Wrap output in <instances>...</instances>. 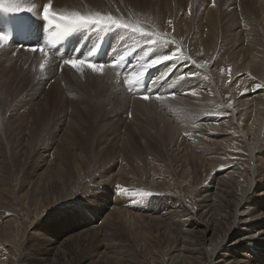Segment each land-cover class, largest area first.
Returning <instances> with one entry per match:
<instances>
[{
	"label": "bare ground",
	"instance_id": "obj_1",
	"mask_svg": "<svg viewBox=\"0 0 264 264\" xmlns=\"http://www.w3.org/2000/svg\"><path fill=\"white\" fill-rule=\"evenodd\" d=\"M255 1L261 2L264 0ZM3 2L6 5H19L21 9L32 8V11H29V16L34 20L32 34L34 39L38 40L41 31L42 8L49 0H3ZM212 4L213 0H51L52 11L57 13L77 11L82 14L90 12L112 14L117 18L123 17L131 22H139L138 26L144 27L146 31L154 29L172 33L174 43L179 45L182 54L190 55L196 61V64L187 61L178 63L167 61L147 69V65L152 59H155L157 55L169 54V50L159 45H148L144 40L138 41L136 39L138 34L133 35L127 30H105L95 26L81 27V29L83 32L90 30L94 36H101L110 31L107 48L98 58L89 59L85 50L80 51L77 55L69 52L60 56L56 51L45 49L47 53L45 55L43 52L30 51L32 45H24L16 41L0 46L1 53L12 50L23 55V57L35 58V56L41 54L45 55L46 60L54 63L60 70L68 71L72 69L70 66L63 64V60L70 58H88V62L104 64L103 71L116 72V76H113L118 80L121 88L118 85L120 89L115 90L113 87L112 91L113 84L110 86L109 78H102V81L97 78L96 82L93 80L94 77H87L90 78V83L95 81L101 87H98L97 90L98 101H100V97L113 100L122 98L121 100L126 103L124 105L120 100V105L123 106L116 113L122 116L117 124L106 126L105 129L102 127L94 129L97 130L98 134L102 128V133L100 132L101 134L95 138L96 141L93 143L95 145L90 144V147L93 145L91 147L93 153L98 156L103 153L110 155L106 164L102 167L100 165L102 171L100 169L98 170L99 173L94 172L98 166L92 171L95 167L92 163L95 162L91 161L92 163H90V159H88L89 166H84L86 169L83 170L81 166H83L82 162L84 163V150L87 149L84 146L83 148L79 145H77L79 147L74 146L70 141L72 138H68L66 134L73 122H76L77 115L75 112L77 109L75 110L70 105V102L74 101L68 99L70 96L67 94L71 92L63 91L68 92L66 95L69 97L66 98L63 93V95L61 94L63 87L60 84L59 86L55 84L51 78L53 84L49 86V89L45 87L47 90L45 88L43 90L39 89L41 90L39 93L44 98L49 96L51 99H55L53 98L55 94L56 98H59L62 107L64 106V110L62 108L63 112L60 111L62 112L60 134L56 135L57 137L51 145L47 144L49 146L40 149L39 159L37 158L34 162L32 158L34 162L31 174L33 181L28 184L20 183L19 190L15 181L16 175H14L17 171L14 169V171L2 172L6 170L2 169V161L0 162V208L2 207V195L11 188L10 186L8 189L5 185L6 175H8V178L9 176L12 178L13 188L17 190L15 192L19 194V191H23L27 197L30 191L35 192L40 183L44 180L46 182V179L54 175L55 171L64 168L61 165L63 162L66 169L64 168L63 173L55 175L56 184L66 188L68 195L71 196L78 190H85L89 193L88 200L86 199L85 202L81 203V206L88 210L89 215L86 218H81L82 220L79 219L78 224H75L72 228L88 231L92 229L98 235L105 237L111 227L121 226L129 232L130 239L137 243L138 247L140 245L147 247L149 253L152 254L146 264H205L203 260L207 251L208 260H204V262L207 261L206 264H264V253H262L264 249L259 250L257 248L264 247V244H262L264 242V220L248 221L261 215L264 210V199L262 198L256 202L255 200H253L254 202H245L250 200L249 194L256 187H259L261 195H264V188L262 187L264 186V11L262 10L264 6L258 4V2L252 3L250 0L246 3L243 0H215V7ZM260 5L262 8L259 7ZM189 8H191V14H189ZM170 19L173 21L174 33L172 27L167 24ZM164 39H168V37L165 36ZM173 50L176 49L173 48ZM121 57H123L122 61L120 60ZM27 58L23 60L24 63L22 61L23 64H26ZM19 59L21 60V58ZM118 61L119 63H117ZM30 64L32 65V63ZM201 64L203 67H199ZM31 65H28V67H31ZM29 69L31 68L27 70ZM27 70L23 71L26 73ZM4 71V68L0 69V94L2 96L6 95L7 92H9V95L14 96L15 94H12V91L18 94L17 92L29 82V80L27 81V75H23V71H21L23 74ZM142 71L146 72V75L142 78L139 87L130 89L125 83L126 76L131 75L132 72L139 73ZM83 73L86 74L87 71ZM75 74H78V72ZM75 74L72 75L75 76ZM84 74L81 75L84 76ZM68 75L63 76L68 77ZM35 78L33 79L35 80ZM23 79H26L27 82L25 83ZM71 79H73V76ZM71 79L68 77V80H64L70 81ZM110 79L114 80V78ZM67 84L65 85L68 86ZM69 85L72 84L69 82ZM257 85H261V87H257ZM85 86V84L77 83V87L80 89ZM70 89L68 88L69 91ZM80 91L85 92L84 89ZM102 91H104V94ZM193 91L195 95L192 94ZM142 95H149V99H142ZM157 95L162 98L157 99ZM20 101L18 103L17 99V104L15 103L16 105L13 106H18L20 112L22 110V114H20L22 120L17 119V117L19 118L17 114L14 116L15 121L17 119V121L21 120L20 122H13V117H9L11 121L7 120L8 117L6 119L0 118L1 154L6 150L9 155L22 157L26 151L25 149L32 142V138H29L31 142L27 145L29 139H26L27 136L24 137L23 133L31 136L29 133L36 131L35 126L38 122L40 123V121H37L39 113H37V116L35 115L37 119L33 120L34 113L31 114L30 105L25 104V101L23 103ZM83 103L85 104V102ZM108 103L110 105V102ZM229 103L232 105L231 108L228 107ZM182 109L184 112H182ZM14 111L18 113L17 110ZM33 111L35 112V109ZM1 113L5 115L0 111V115ZM77 124L75 125L77 126ZM37 132L33 135H37ZM40 134H42V131ZM33 135L32 137L35 139L36 136ZM54 135H51V137ZM154 136L164 138V140H162L163 138L159 140L162 141L161 147L158 143L156 145L159 150L156 147L153 148L156 144L152 142ZM135 138L144 145V147L140 145L142 148H145V146L148 148L146 155L139 158L135 156L128 157L130 154L127 152V148L131 140L135 142ZM61 139L64 140L63 146L59 144ZM41 140L43 141V139ZM32 144L30 147L33 148ZM2 149H4L3 153L1 152ZM33 149L35 150V148ZM33 151L31 152L33 153ZM164 158L165 160H163ZM13 159L15 158L13 157ZM2 164L4 163L2 162ZM197 170H200L202 175L206 174L205 178L202 177L203 182L210 175L206 185L200 183V186L197 187L194 183L195 179L191 180L193 172ZM67 173L69 175L68 182ZM237 181L241 183L237 184ZM232 187L238 189L240 198L232 205L233 207L228 215L230 217H227L225 213L227 212L226 208L230 206V201L223 200L224 203L221 206L215 204L213 199L219 198L221 192L228 193V196L229 193L231 195L229 190ZM196 189H200L197 199ZM142 192L153 193L146 196L147 200H149V197H155V200L163 205L164 212L156 214L153 205L138 200L137 197ZM17 194L15 195L16 200ZM65 194L67 193L65 192ZM65 194L64 196L67 197ZM61 197L63 196L61 195ZM66 197L64 201H58V197V200L54 197L51 202L44 203L45 206L41 204V200H36L31 208L27 206L25 208L18 207V214L10 212L13 213L11 216L8 215L10 213L6 214L5 209L2 210L3 207L0 209V264H14L17 259V246H21L19 240L24 235V237H35L45 240L48 244H53L52 242L55 239L49 237L52 233L47 232L41 224L36 225V215H40L41 212V215H43V211L47 208L46 205L66 202ZM195 199L199 203H196ZM27 201L25 199V202ZM88 205L91 207L89 208ZM48 208L50 209V207ZM200 215L202 220H200ZM216 216L218 218H215ZM18 217L20 220H18ZM191 217L192 220L189 222L188 220ZM238 223L244 224L246 228H253L257 235L251 236L247 232L249 235L246 238L242 237L243 233H241V237L236 241L237 230L235 229L238 227L236 226ZM185 226H192V230L194 229L197 233L199 247L188 251L187 263L176 261L178 259L164 262L161 258L163 248L155 250L157 239L160 238L157 234L160 232L165 236L164 241H167L165 245L167 250L170 244L176 242L174 240L176 239L175 235H171V231L174 232L173 234L180 233ZM152 228H155L156 232L157 230L160 231L153 233ZM162 234L161 236H163ZM162 239L164 238L162 237ZM232 241L234 242L232 243ZM116 243L120 246L118 240ZM254 243L262 245L254 247ZM114 246L115 243L105 241L101 246L100 257H107L108 259L110 253H113L112 248ZM141 249L145 248L141 247ZM8 250L10 252L6 255L5 253ZM252 251H254L253 254ZM45 254H37L31 262L26 264H47L50 258L47 255L44 256Z\"/></svg>",
	"mask_w": 264,
	"mask_h": 264
},
{
	"label": "rangeland",
	"instance_id": "obj_2",
	"mask_svg": "<svg viewBox=\"0 0 264 264\" xmlns=\"http://www.w3.org/2000/svg\"><path fill=\"white\" fill-rule=\"evenodd\" d=\"M192 1V0H191ZM245 3L246 2H248L249 0H243ZM250 2H252V3H254V2H258V4H261L262 6H264V1H261V2H259V1H255V0H250ZM259 6L260 8H262V6ZM260 8H258V9H260ZM262 10L264 11V8H262ZM12 53V54H11ZM7 54V55H6ZM11 56H10V55ZM19 53H17V52H14V51H12V50H6V51H4V52H0V55H1V57H0V69L2 70V68H4L5 69V71L6 72H13V73H22L23 74V72L25 71V70H27L28 68H31V69H29L30 71H31V73H30V71L29 70H27L26 71V73L24 72V74L23 75H27V81L29 80V82L28 83H30V84H28V83H26L27 81H26V79L24 80L25 81V85L27 86H25V87H23L20 91H22L21 93H19L20 91H18L17 93L18 94H16L15 92H13L12 91V94L14 93L16 96H19V97H16L15 95L13 96V95H9V92H7L6 93V95H4V96H2V94H0V111L1 112H3V113H5V115L4 114H2L1 113V115H0V118H7V120L8 121H11V118L13 117V119H14V121H13V119H12V121L13 122H20L23 118L20 116V114H22L21 112H22V110H21V112H20V109L19 108H17L18 106H16V107H13V106H15L16 104H17V99H18V103H19V101L22 99L23 101H25L24 103L25 104H27L28 103V105H30V108H31V110L33 111L34 109H35V112L33 111H31V114L32 113H34V116H33V120H35V119H37V121H40V123L38 122L37 123V125L39 126H35V129H37L36 131H32L33 129H34V127H33V129L31 130L32 132L31 133H29V135L31 134V136H28V134L27 135H25L24 133H23V135H24V137L25 136H27L26 137V139H31L32 138V142H31V140L29 139V141H28V144L27 145H29L30 144V142H31V144H32V146H34L33 148H35V150L32 148V147H30V145L29 146H27V148L25 149L26 151L24 152V154H23V156L22 157H18V156H15V155H9V154H7V152H6V150H5V152L3 153V151H4V149H2V153L3 154H1L0 153V156L3 158H1L0 157V162L2 161L4 164H2V162H1V165L3 166L2 167V169L4 168L6 171H2V172H10V171H14V169H15V171H17V173L16 174H14V175H16V184H18V190H19V186H20V183H23V184H28V183H31L32 181H33V176L31 175L32 174V170H33V165H34V162H35V160H37V158L39 159V157H40V155H41V153H40V149H43V147H46V146H49V145H51L52 143H53V140L58 136V134H60V128H61V125H62V123H60L61 121H60V119H61V114H62V112H63V110H64V106L62 107V105H61V103L59 102V98L57 97L56 98V95L54 94V97L53 98H55V99H51V97H49V96H45V98L46 97H49V98H46V99H48V100H46L45 98H44V96L43 95H41V93H39L41 90H43L45 87H47L48 89H49V86L51 85V84H53L52 83V79H53V82L55 83V84H57L58 86H59V84H60V86H62L63 88H65V89H63L62 87H60V88H62L61 89V94L63 93L64 94V96L66 97V98H68L69 96H70V98H68V99H70V100H72V101H74V102H70V105L76 110V115H77V117L75 118V120H76V122H73V125H71L70 127L72 128H70L69 129V131L66 133L67 134V136H68V138H72V140H70L71 142H72V144L74 145V146H76V147H81V148H83V146H84V148L85 149H87V150H84V156H83V160H84V163L82 162V164H83V166H81V168H83V170H85L86 168V166L88 167L89 166V160L88 159H90V163H92V162H95V163H92V165L94 166L95 165V167L92 169V171H94L95 170V168H96V166H98L96 169L97 170H95L94 172H97V173H99L98 172V170H100L101 169V171H102V166H104V164H106V162H107V160L109 159V157H110V155L109 154H107V153H103L102 155H100V156H98V155H95L94 153H93V149L91 148L93 145H95V144H93L96 140H95V138L97 137V135H99V134H101L102 133V128L103 129H105L106 128V126L108 127V126H110V125H115V124H117L119 121H120V118H121V116L122 115H120L119 113H116V112H119L120 110V108L123 106L122 104H126L125 102H124V100H121L122 98H118V99H116V100H113V99H108V98H105V97H103V98H101L100 97V101H98V97H97V90H98V87H100L99 85H97L96 83H95V81L97 80V78H99L101 81H102V78H109V82H110V86H111V84H113L112 85V87H111V90L113 91V89L115 88V90L116 89H120L121 88V86H120V84L118 83V80L117 79H115V76H116V72H112V71H110L109 72V70H102V72H99V73H93L90 69H88V68H85L84 69V71H85V73H86V71H87V75L86 74H84V76H82L81 75V73L79 74V72H78V74H75V73H77V72H75L74 71V69L72 68L71 70H72V72H71V70H60V68H57L55 65H54V63H52V62H48L47 60H46V58H45V55H38V56H35V58L34 57H30V56H27V57H23V55H18ZM4 55V56H3ZM17 55V56H16ZM8 56V57H7ZM13 57V58H12ZM6 58V59H5ZM16 58V59H15ZM19 58H21V60L19 59ZM27 58V60L25 61V63L26 64H23L24 63V59H26ZM33 59V60H32ZM9 60V61H8ZM15 60V62L13 63V61ZM19 60V61H18ZM22 61H23V63H22ZM29 61H31V62H29ZM5 64H4V63ZM11 62V63H10ZM17 63H20V64H17ZM30 63H32V65L30 64ZM44 64V68L43 69H41V67H40V65L41 64ZM34 64H35V66H34ZM13 65V66H12ZM21 65V66H20ZM22 65L24 66L23 68H25V67H28V65H31V67L29 66L27 69L25 68V69H23L22 68ZM26 65V66H25ZM34 66V68H32ZM48 68H47V67ZM17 67V68H16ZM19 67H21V68H19ZM13 68V69H12ZM15 68V69H14ZM19 68V69H18ZM55 68V69H54ZM17 69V71H15ZM21 69V70H20ZM35 69V70H34ZM46 69V70H45ZM24 70V71H23ZM37 70V71H36ZM49 72H48V71ZM58 70H60V71H58ZM4 71V72H5ZM21 71H23V72H21ZM53 71H55V72H53ZM65 71H66V73H65ZM83 71V72H84ZM34 72V73H33ZM43 72V73H42ZM47 72V73H46ZM92 72V73H91ZM109 72V73H108ZM50 73H52V74H49ZM63 73H65L66 75L67 74H69L68 75V77H69V79H71L72 78V76H73V79H71L70 81H66V80H68V77H64L63 75H65V74H63ZM92 75H91V74ZM36 74V75H35ZM40 74H43V75H40ZM55 74H56V76H55ZM72 74H75V76L74 75H72ZM89 74V75H88ZM96 74V75H95ZM108 74H109V76H111V77H109L108 76ZM110 74H112V75H110ZM30 75V76H29ZM79 75H81V76H79ZM106 75H107V77H106ZM113 75H115V76H113ZM16 76V75H15ZM36 78H35V77ZM40 76V77H39ZM49 76V77H48ZM53 76V77H52ZM90 76V78L92 77H94V79L93 80H95V81H93L92 83H90V78H87V77H89ZM105 76V77H104ZM113 76V77H112ZM31 78V79H29V78ZM42 77H45V78H42ZM62 77L64 78V79H66V80H62ZM71 77V78H70ZM75 77H77V78H75ZM33 78H35V80L33 79ZM38 78H40V79H38ZM52 78V79H51ZM57 78H58V80H57ZM84 78V79H83ZM110 78H114V80L113 79H110ZM55 79V80H54ZM59 79H61V80H59ZM43 80V81H42ZM50 80V81H49ZM75 81V82H72V81ZM111 80H113L112 82H111ZM33 81V82H32ZM60 81H62V82H60ZM50 82V83H49ZM60 82V83H59ZM68 84H67V83ZM69 82H70V84H72V85H69ZM97 82V81H96ZM34 83H35V85H34ZM39 83V84H38ZM47 83V84H46ZM63 85H62V84ZM77 83H80V84H85L86 86L84 87V88H82V89H84L85 90V92H81L80 90H82V89H80L79 87H77ZM90 83V84H89ZM33 84V85H32ZM65 84H67L68 86H66ZM116 87H115V86ZM120 86V88H119V86ZM30 86H31V88H30ZM35 86H37V87H35ZM41 86H42V88H41ZM65 86V87H64ZM72 86V87H71ZM118 86V87H117ZM114 87V88H113ZM47 88H45V90H47ZM68 88L70 89V91L68 90ZM101 88V87H100ZM39 89H41V90H39ZM100 90V89H99ZM103 90V89H102ZM114 90V91H115ZM63 91H68V92H71L70 94L68 93V92H66V93H68L67 95H69V96H67L66 95V93L65 92H63ZM47 92V91H46ZM102 93L104 94V91H102ZM21 94V95H20ZM25 94V95H24ZM62 94V95H63ZM41 95V96H40ZM40 96V97H39ZM4 97V98H3ZM97 97V98H96ZM9 98V99H8ZM11 98V99H10ZM13 99V100H12ZM16 101H15V100ZM39 99V100H38ZM97 99V100H96ZM10 100V101H9ZM33 100H34V102H33ZM36 100V101H35ZM43 100V101H42ZM110 102V105H109V103L107 102ZM111 100V101H110ZM120 100H121V102H122V104L120 105ZM14 101V102H13ZM23 101H20V102H22L23 103ZM28 101V102H27ZM31 102V104H29L30 102ZM39 101V102H38ZM55 101V102H54ZM57 101V102H56ZM87 101V102H86ZM8 102V103H7ZM9 102H11V103H9ZM83 102H85V104L83 103ZM102 104H101V103ZM104 102V103H103ZM16 103V104H15ZM45 103V104H44ZM106 103H108V104H106ZM119 103V104H118ZM7 104V105H6ZM9 104V105H8ZM39 104V105H38ZM41 104H43V105H41ZM82 104V105H81ZM92 104H94V105H92ZM97 104V105H96ZM98 104H99V106H98ZM106 104V105H105ZM117 104V105H116ZM10 105H11V108H10ZM31 105H32V107H31ZM89 105V106H88ZM109 105V106H108ZM120 105V106H119ZM175 105H177V104H175ZM38 106V107H37ZM75 106V107H74ZM84 106V107H83ZM95 108H94V107ZM98 106V107H97ZM106 106H108V107H106ZM119 106V107H118ZM35 107V108H34ZM80 107V108H79ZM85 107H87L88 108V110H90V111H88L87 110V108L85 109ZM93 107V108H92ZM117 107V108H116ZM12 110V112L10 113V109ZM12 108H14V109H12ZM17 108V109H16ZM34 108V109H33ZM56 108V109H55ZM62 108H63V110H62ZM82 108V109H81ZM89 108H91V109H89ZM99 108V109H98ZM104 108V109H103ZM9 109V110H8ZM55 109V110H54ZM111 109V110H110ZM8 110V111H7ZM14 110H17L18 111V113L16 112V111H14ZM38 110H39V112H38ZM62 110V112H60ZM81 110V111H80ZM101 110V111H100ZM180 110V109H179ZM5 111V112H4ZM52 111V112H51ZM55 113H54V112ZM58 111V112H57ZM82 111H83V113H82ZM92 111H94V112H92ZM10 113V115H9V113ZM14 112V113H13ZM16 112V113H15ZM77 112H79V113H77ZM90 112H92V113H90ZM182 112H184V110L182 109ZM37 113H39L38 114V116H37ZM60 113V114H59ZM101 113V114H100ZM116 113V114H115ZM14 114V115H13ZM15 114H17L18 116H19V118L17 117V119H21L20 121H17V119H16V121H15V118H14V116H15ZM118 114H119V116H118ZM4 115V116H3ZM8 115V116H7ZM12 115V116H11ZM35 115L37 116V118H35ZM116 116V117H115ZM118 116V117H117ZM9 117H11L10 119H9ZM21 117V118H20ZM113 117H115L114 119H112ZM47 119H49V120H47ZM80 119V120H79ZM83 119V120H82ZM106 119V120H105ZM78 120V121H77ZM101 120V121H100ZM80 121H83V122H80ZM99 121V122H98ZM118 121V122H117ZM48 122V123H47ZM79 122H80V125H79ZM96 122V123H95ZM60 123V124H59ZM78 123V124H77ZM90 123V124H89ZM106 123V124H105ZM46 124V125H45ZM75 124H77V126L75 125ZM55 125V126H54ZM60 125V126H59ZM75 125V126H74ZM99 125V126H98ZM55 128H54V127ZM56 126H57V128H56ZM38 127V128H37ZM76 127V128H75ZM99 127H102L101 128V130L98 132V134H97V130H94V129H97V128H99ZM45 128V129H44ZM39 129V130H38ZM47 129V130H46ZM58 129V130H57ZM58 132H56V131ZM73 132H72V131ZM75 130V131H74ZM87 130V131H86ZM93 130V131H92ZM38 131V132H37ZM41 131H42V134H40L41 133ZM50 131H51V134H50ZM80 131V132H79ZM35 132H37V135H38V137H37V135H33ZM47 132V133H46ZM49 132V133H48ZM72 132V133H71ZM101 132V133H100ZM53 133V134H52ZM92 133V134H91ZM45 134V135H44ZM47 134V135H46ZM55 134V135H54ZM32 135L33 136H36L35 137V139L32 137ZM50 135V136H49ZM51 135H54V136H52L51 137ZM57 135V136H56ZM95 137H94V136ZM43 136V138H41ZM45 136H47L46 138H45ZM40 137V138H39ZM50 139H49V138ZM36 138H38V139H36ZM52 138V139H51ZM154 138V141H152V142H155L156 144H154V147L153 148H155L156 147V145H157V143H158V145H160V147H161V142L162 141H159V140H161L163 137H158V136H154L153 137ZM159 138V139H158ZM36 141V142H33L34 140ZM41 139H43V141L41 140ZM44 139H46V140H44ZM49 140V142H48V140ZM158 139V140H157ZM40 142H39V141ZM91 140V141H90ZM135 140V142H133L132 140L130 141V145H129V147L127 148V152L130 154L128 157H137V158H139L140 156H144V155H146V153L148 152V148L145 146V148H142V147H144V145L142 144V143H139V141L138 140H136V138L134 139ZM162 140H164V138L162 139ZM42 141V142H41ZM93 141V142H92ZM138 141V142H137ZM134 143V144H133ZM160 143V144H159ZM47 144H49V145H47ZM59 144L60 145H64V140L63 139H61L60 141H59ZM89 144V145H88ZM90 144H93V145H91V147H90ZM39 147H38V146ZM41 145V146H40ZM77 145H79V146H77ZM133 146V147H130V146ZM137 145V146H136ZM142 147H141V146ZM139 148V149H134V148ZM31 148H32V150H31ZM37 148H39V149H37ZM158 150H159V147L157 146L156 147ZM37 149V150H36ZM145 149H147V150H145ZM34 150V151H33ZM134 150V151H133ZM154 150H156V149H154ZM31 151H33V153L31 152ZM36 151V152H35ZM92 151V152H91ZM38 152V153H37ZM31 153V154H30ZM35 153V154H34ZM5 154V155H4ZM28 154V155H27ZM91 154H92V156H91ZM105 154V155H104ZM139 154V155H138ZM5 156V157H4ZM30 156H32V157H30ZM34 156V157H33ZM7 157V158H6ZM13 157L15 158V159H13ZM17 157V158H16ZM24 157V158H23ZM95 157V158H94ZM10 158V159H9ZM21 158V159H20ZM32 158H33V161H32ZM64 158V157H63ZM19 159V160H18ZM96 159H98L97 161H96ZM4 160H5V162H4ZM7 160H9V161H7ZM18 162H17V161ZM100 160V161H99ZM163 160H165V158L163 159ZM10 161H12L11 163H10ZM62 161H65V160H62ZM92 161V162H91ZM17 162V163H16ZM20 162V163H19ZM123 162V161H122ZM175 162V161H174ZM8 163V164H7ZM10 163V164H9ZM22 163V164H21ZM124 163V162H123ZM88 164V165H87ZM99 164V165H98ZM15 165H17V166H15ZM19 165V166H18ZM62 167L64 166V168L66 167L64 164H63V162H62ZM100 165H101V167H100ZM5 166V167H4ZM11 168H10V167ZM85 166V167H84ZM91 166V165H90ZM7 167V168H6ZM16 167V168H15ZM100 167V168H99ZM64 168H61V169H59V170H57V171H55V173H54V175H52V176H50L49 177V179L47 178L46 180V182H41L40 183V185H39V187H38V189L35 191V192H32V191H30L28 194H27V197H26V195L24 194L25 192H23V191H19V194H17L18 192H15V191H17L16 189L14 190V188H13V181H12V178H10V176H9V178H8V175H6L5 176V178H7L5 181H6V183H5V185L8 187V189L10 188V186H11V188L9 189V191H7L4 195H2V199H1V205H2V207H3V209H2V207L0 208V209H2V210H4L5 212H6V214H8V213H10V212H13L14 214H18V207H23V208H25L26 206L27 207H32V204L36 201V200H41V204H43L44 206H45V204L44 203H46L47 204V202L48 201H50L51 202V199L52 198H56L57 199V197H58V201H64L65 199V197L66 196H64V194H65V192L67 193V194H65V195H67V197L68 196H70V197H68V199H67V197H66V202H61V203H56L55 205H53V203H51V204H49L50 206H48V205H46V209H45V211H43V215H41L42 214V212L40 213V215L39 214H37L36 216H37V218L39 219V221H38V219L36 218V225L38 224H41L42 225V227L43 228H45L46 230H47V232H49L50 234L52 233V235H50L49 237H52L53 239H55V241H53L52 243V245H51V243L50 244H48V242H46L45 240H42V239H39V238H35V237H22V235L20 236V239H21V237H22V239L21 240H19V242H20V244H21V246L20 245H18L17 246V252L18 253H16V257H17V259L15 260V262H14V264H26L27 262H31L32 261V258H34L37 254H44V253H46L44 256H48L49 258H50V261L48 262L49 264H134V263H136V264H146L147 263V261H149V257L150 256H152V254H150L149 252V250L147 249V247H143V246H141L140 245V247H138L137 246V243H134V241L132 240V239H130V237H129V232H127V230L126 229H124L123 227H121V226H119V227H116V226H114V228L113 227H111V229H110V231L108 232V233H106V236L105 237H102V236H100V235H98L96 232H94L92 229H89V231L88 230H82V229H74V228H72V226H74L75 224H78V222H79V219L80 220H82L81 218H86V217H88V215H89V213H88V210H85L82 206H81V203H83V202H85V200L87 199V197H88V195H89V193L88 192H86L85 190H78V192H75V193H73L72 194V196L71 195H68V191L66 190V188H62V187H60L59 185H57L56 184V181H55V179H54V177H55V175L56 174H61V173H63V171L66 169H64ZM9 171H8V170ZM58 171H59V173H58ZM196 172V173H195ZM195 172H193V176L191 177V180H194V183H195V186H197V187H199L200 186V183H202L201 185H206L207 184V182L209 181V178H210V175H209V177H208V179L206 180V181H202V179L203 178H205V176H206V174L204 173V175H202V173L200 172V170L198 171H195ZM200 173V174H199ZM139 176V175H138ZM66 177L68 178L67 179V182H68V180H69V175H68V173L66 174ZM203 177V178H202ZM197 178V179H196ZM199 178V179H198ZM9 179H11V180H9ZM201 179V180H200ZM50 180V181H49ZM196 180H198V181H196ZM49 181V182H48ZM197 183V184H196ZM237 184H240L241 182H239V181H237L236 182ZM260 183V182H259ZM258 183V184H259ZM199 185V186H198ZM202 187V186H201ZM263 188H264V186H262ZM13 188V189H12ZM14 190V191H13ZM56 190V191H55ZM202 190V189H201ZM12 191V192H11ZM230 192H231V195H230V193H229V196H228V193H225V192H221L220 193V197L219 198H214L213 200L215 201L214 203L215 204H219V205H221V206H223V203H224V201L223 200H229L230 201V206L228 207V208H226V215H227V217H230V216H228L229 215V213H230V210L232 209V205H234V203L240 198L239 197V195H238V193H239V191H238V189H236V187L234 188V187H232L230 190H229ZM9 192V193H8ZM14 192V193H13ZM84 192H85V194H84ZM261 191L259 190V187H256V189H253L252 190V193L251 194H249V197H250V200H246L245 202L247 203V202H251V201H253V200H255V202L257 201V200H261L262 198L264 199V195H261V193H260ZM13 193V194H12ZM17 194V200H16V197H15V195ZM40 193V194H39ZM81 193H83V194H81ZM199 193H200V189H196L195 190V194L197 195L198 194V196L196 197V199L199 197ZM258 193H259V195H258ZM63 196V197H61V195ZM140 194V193H139ZM253 194V195H252ZM24 197H23V196ZM60 195V196H59ZM75 195V196H74ZM22 196V197H21ZM31 196H32V198H31ZM47 196V197H46ZM7 197V198H6ZM26 197V198H25ZM34 197V198H33ZM38 197V198H37ZM60 197V198H59ZM136 197V196H135ZM19 198V199H18ZM24 198V199H23ZM146 198V199H145ZM25 199H26V201L27 202H25ZM43 199V200H42ZM61 199V200H60ZM137 199L138 200H142V201H144V202H147V203H150L151 205H153V207H154V210H155V213L156 214H161V213H159V212H164V207H163V205L161 204V202H157L156 200H155V197H149V200H147L148 198L146 197V196H142V195H140V196H138L137 197ZM195 199V202L196 203H199V201H197ZM56 200V202H58ZM88 200V199H87ZM25 202V204H23L24 202ZM45 201V202H44ZM21 202V203H20ZM49 202V203H50ZM157 202V203H156ZM254 202V201H253ZM30 203V204H29ZM21 204V205H20ZM252 204V203H251ZM30 205V206H29ZM63 205V206H62ZM246 205H250V204H246ZM253 205V204H252ZM84 206V205H83ZM48 207H50V209L48 208ZM85 207V206H84ZM88 207L90 208L91 206H89L88 205ZM13 208V209H12ZM15 209V210H14ZM161 209V210H160ZM46 212V213H45ZM12 213V214H13ZM45 213V214H44ZM200 213V212H199ZM11 213L10 214H8L9 216H11L12 215ZM224 214V213H223ZM247 214V213H246ZM202 215V214H201ZM201 215H200V220H202V218H201ZM14 216V215H13ZM40 216V217H39ZM243 217V216H242ZM189 218V217H188ZM215 218H218V216H216ZM18 220H20V218L18 217ZM192 220V217L188 220L189 222ZM260 220H264V210L262 211V213H261V215H259V216H256V217H254L253 219H250V220H248L249 222H251V221H253V222H257V221H260ZM38 221V222H37ZM37 225V226H38ZM190 225H192L191 223H190ZM118 226V225H117ZM236 226H238V227H236V229L235 230H237V232H236V237H235V240L237 241V239H239V237H241L240 236V234L241 233H243L242 234V237H248V233H250V235L251 236H256L257 235V232H255L254 230H253V228H246V226L244 225V224H241V223H238V224H236ZM192 227V226H191ZM191 227H189V226H185L184 228H183V230L182 231H180V233H176V234H173L174 232H172L171 231V235H175V238L176 239H174L176 242H174V243H172V245L170 246L169 245V247H167V250H166V248H165V245H166V242L167 241H164L165 240V236L163 235V236H161V234H160V232L157 234V236H159L161 239H162V237L164 238V239H160V238H158L157 239V245H156V249L155 250H157V249H162L163 248V253H161V258H162V260L164 261V262H169V261H172V260H176V259H178V260H176V261H179V262H186L187 261V259H186V256H187V254L189 253L188 251H190V250H193V249H197V247H199V242L197 243V238H198V235H197V233L194 231V229L192 230V228ZM243 228V229H242ZM234 230V231H235ZM248 230V231H247ZM80 231V232H79ZM158 231H160V230H157V232ZM152 232L153 233H157L156 232V229L155 228H152ZM248 232V233H247ZM78 233V234H77ZM128 233V234H127ZM57 235H60L59 237L57 236V238H56V236ZM196 235V236H195ZM65 236V237H64ZM37 239V240H36ZM39 239V240H38ZM108 239V240H107ZM116 239V240H115ZM234 239V238H233ZM36 240V241H35ZM117 240H118V242L120 243V246L116 243L117 242ZM130 240V241H129ZM160 240V241H159ZM24 241V242H23ZM44 241V242H43ZM105 241H108V242H112V243H115V246L112 248V250H113V253H110L111 255H110V257L107 259V257H100V255H101V246L104 244V242ZM132 241V242H131ZM22 242V243H21ZM162 242V243H161ZM234 241H232V243H233ZM26 243V244H25ZM48 244V245H47ZM125 244V245H124ZM262 244H264V242L262 243ZM262 244H256V243H254L253 244V246L255 247L256 245H258V246H260V245H262ZM7 247V246H6ZM49 247H52V248H49ZM60 247V248H59ZM141 247L142 248H145V249H141ZM30 248V249H29ZM121 248V249H120ZM169 248V249H168ZM192 248V249H191ZM259 250H262V249H264V247L263 248H261V247H257ZM2 250H3V248H2ZM54 250V251H53ZM164 250H166L165 252H164ZM120 251H122V252H120ZM130 251V252H129ZM148 251V252H147ZM8 252H10V250H8L5 254L7 255L8 254ZM32 252H33V254H32ZM120 252V253H119ZM145 252V253H144ZM181 252V253H180ZM253 252L254 251H252L251 253L253 254ZM50 253V254H49ZM149 253V254H148ZM167 253V254H166ZM208 251L206 252V255L208 256ZM262 253H264V250L262 251ZM29 254V256H27ZM125 254V255H124ZM18 255V256H17ZM205 255V258H204V260H208V258H207V256ZM164 256V257H163ZM178 257V258H176V257ZM139 257H140V259H144V260H146V261H140V259H139ZM8 258V257H7ZM127 258H128V260H127ZM25 259V260H24ZM134 259V260H133ZM172 259V260H171ZM24 260V261H23ZM27 260V261H26ZM174 260V261H175ZM204 260H203V263H207V261L206 262H204ZM263 260H264V256H263ZM20 261V262H19ZM22 261V262H21ZM26 261V262H25ZM133 261V262H132ZM47 263V264H48ZM187 263V262H186Z\"/></svg>",
	"mask_w": 264,
	"mask_h": 264
},
{
	"label": "snow or ice",
	"instance_id": "obj_3",
	"mask_svg": "<svg viewBox=\"0 0 264 264\" xmlns=\"http://www.w3.org/2000/svg\"><path fill=\"white\" fill-rule=\"evenodd\" d=\"M213 7H215V0H213ZM0 9L6 10L7 12H20L22 11L19 5H6L3 0H0ZM26 11H32V8L23 9ZM189 14H191V8H189ZM42 17L49 23L55 24L59 32H66L73 27H86V26H95L97 28H103L105 30L119 29V30H127L130 31L131 34L136 36V39L144 40L148 45H159L160 47L167 48L169 50V54L166 55H157L155 59H152L148 65L147 69H151L156 67L164 62L171 61L173 63L178 62H190L192 64H196V61L192 59L190 55L182 54V51L179 49V45L174 43V36L172 33H165L163 31L150 30L146 31L144 27L138 26L139 22H131L129 20L124 19L123 17L117 18L112 14H102L100 12H90L86 14H82L77 11L72 12H61L57 13L52 11L51 0L48 3L43 5L42 8ZM63 21L64 23H61ZM169 27H172V31L174 33L173 21L170 19L167 21ZM167 36L168 39H164ZM9 40V35L5 32H0V46L3 43ZM175 48L176 50H173ZM30 51L45 52L43 47H32L29 49ZM123 60V57L120 58ZM119 63V61L117 62ZM64 65H68L71 68L75 69L77 72L83 74L85 68L90 69L93 73L102 72L105 65L96 63V62H88V58L78 59V58H70L63 60ZM41 69L44 68V64L40 65ZM199 67H203V65H199ZM146 75V72L142 71L139 73L132 72L131 75L126 76L125 83L128 87L138 88L140 83L142 82V78ZM257 87H261V85H257ZM195 95V92H192ZM144 100L149 99V95H142L141 97ZM157 99H161L162 97L157 95ZM229 108L232 107L231 103L228 105ZM119 187V186H118ZM153 193L142 192L140 195L148 196Z\"/></svg>",
	"mask_w": 264,
	"mask_h": 264
}]
</instances>
